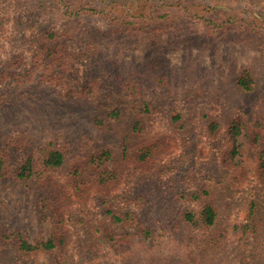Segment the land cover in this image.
Here are the masks:
<instances>
[{
  "label": "rangeland",
  "instance_id": "1",
  "mask_svg": "<svg viewBox=\"0 0 264 264\" xmlns=\"http://www.w3.org/2000/svg\"><path fill=\"white\" fill-rule=\"evenodd\" d=\"M154 21L176 27L135 28ZM243 68L253 90L238 86ZM117 106L119 117L93 121ZM49 142L68 161L17 179ZM263 146L264 0H0V150L13 155L0 179V264H264ZM205 190L219 221L194 229L182 192ZM107 207L137 221L114 224ZM18 237L57 247L22 252Z\"/></svg>",
  "mask_w": 264,
  "mask_h": 264
},
{
  "label": "trees",
  "instance_id": "2",
  "mask_svg": "<svg viewBox=\"0 0 264 264\" xmlns=\"http://www.w3.org/2000/svg\"><path fill=\"white\" fill-rule=\"evenodd\" d=\"M60 1V0H58ZM61 1H66V0H61ZM195 4V3H194ZM84 6V5H83ZM65 11L64 13L68 14L69 16L71 15L70 7L71 3H65ZM86 7V5H85ZM80 8V7H79ZM82 12H78V14H81ZM77 14V13H75ZM201 15L198 13L197 17L199 18ZM211 18L207 17V20H210ZM235 21V19H233ZM155 22V21H154ZM211 22V21H210ZM227 21L224 22L223 25H218V24H213L212 26H220L223 27ZM150 24V23H149ZM156 24V22H155ZM212 24V23H211ZM147 26L145 28L139 29L138 27H135L137 31L140 32H147V33H155V31L158 30V32L162 31L164 28L168 27H176L175 23L173 21H169L167 23H161L156 24V26H151L146 24ZM131 29H134L133 27ZM155 30V31H154ZM253 73L251 72L250 68H243L237 78V83L238 86L243 90V91H250L254 89V77ZM151 109L150 104L144 102V110L145 112H149ZM103 116L102 118L100 117H95L93 121L97 124H104L108 118L111 117H119L121 114H123L122 108L119 106L114 107L110 109L107 112H102ZM174 121H181L182 124L180 125H185L184 120H183V114L178 112L175 113L173 116ZM138 124V123H137ZM138 125L135 124L134 128H137ZM210 127L213 131L217 130L219 127V124L217 122H212L210 124ZM244 125L241 123V121L237 118L231 121L229 125V130L228 134L230 138L235 142V145L233 146L232 149V155L238 154L239 153V145H236V141L238 136L241 134L242 129ZM67 151L63 147H58L55 146L54 143H46L43 148H41L39 154L37 153H31L28 155L26 159L23 160V162L14 169L13 175L17 179H22L28 176H31L34 174L36 171V167L40 166L38 163H42L43 167L47 169L51 168H60L62 167L67 161ZM146 154H143L145 156ZM112 152L110 151H104L101 153V155L97 156L98 162L102 164L105 162L103 159L106 160L109 158H112ZM233 157V156H232ZM259 162H260V168H264V146L262 150L259 152ZM10 162H13V155L9 149H1L0 150V179L5 176L8 170V164ZM101 172V171H100ZM207 191L205 190L204 192H197V191H189V192H182V195L184 198H190L189 201L193 202L191 204H194L193 207L191 208H186L183 212L184 219L187 223L188 226H191L194 229H201V228H210L213 227L217 224L219 221V211L214 204V202L209 201L208 199L205 198V193ZM255 207H257V203L255 201H251V207L249 209V219L254 218L255 214ZM104 213L106 216H108L112 223L120 225V226H126L130 225L131 223L137 221V214L135 211L130 210V209H118L115 210L113 208L107 207L104 210ZM251 221L246 222L243 224V228L249 229L251 226ZM242 226H239L240 228ZM244 230V231H245ZM246 232V231H245ZM143 233L146 235V237L151 236V231L149 229L143 230ZM16 246L18 250L26 253H31L37 250H45V251H51L54 250L57 247V242L56 239L54 238H49L46 241L38 242L36 244L28 242L26 239L23 237H18L15 240Z\"/></svg>",
  "mask_w": 264,
  "mask_h": 264
}]
</instances>
